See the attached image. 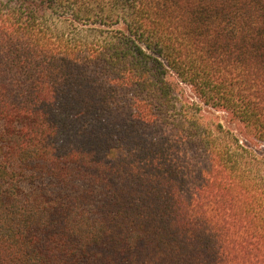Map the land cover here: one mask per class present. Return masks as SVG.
Masks as SVG:
<instances>
[{
    "label": "trees",
    "instance_id": "obj_1",
    "mask_svg": "<svg viewBox=\"0 0 264 264\" xmlns=\"http://www.w3.org/2000/svg\"><path fill=\"white\" fill-rule=\"evenodd\" d=\"M0 119V264H264V0H0Z\"/></svg>",
    "mask_w": 264,
    "mask_h": 264
},
{
    "label": "rangeland",
    "instance_id": "obj_2",
    "mask_svg": "<svg viewBox=\"0 0 264 264\" xmlns=\"http://www.w3.org/2000/svg\"><path fill=\"white\" fill-rule=\"evenodd\" d=\"M226 129L231 130L242 143H245V127L237 122H234L232 117L225 112H214ZM3 132V122L0 119V137ZM259 150L264 154V146L259 147Z\"/></svg>",
    "mask_w": 264,
    "mask_h": 264
}]
</instances>
